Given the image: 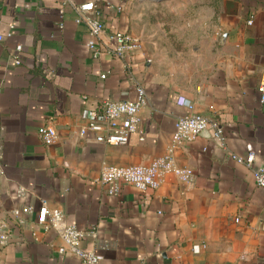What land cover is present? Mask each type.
<instances>
[{"label":"crops","instance_id":"obj_1","mask_svg":"<svg viewBox=\"0 0 264 264\" xmlns=\"http://www.w3.org/2000/svg\"><path fill=\"white\" fill-rule=\"evenodd\" d=\"M200 1L0 0V226L12 233L0 264H82L59 251L58 229L38 223L43 204L85 231L82 244L101 264H264V187L230 156L253 150V167L264 165V0H204L198 20ZM85 2L96 4L108 30L131 32L140 47L95 58L88 26L77 21ZM150 3L181 16L179 41L209 45L204 74L177 77L156 63L142 23ZM105 45L117 44L103 34ZM138 85L149 101L128 144L79 134L104 100H134ZM194 112L221 122L225 146L209 134L175 141L177 118ZM42 125L56 128L54 144L39 137ZM170 151L193 169L190 182L168 174L156 190L123 184L116 193L99 181L109 164L148 165Z\"/></svg>","mask_w":264,"mask_h":264},{"label":"built area","instance_id":"obj_2","mask_svg":"<svg viewBox=\"0 0 264 264\" xmlns=\"http://www.w3.org/2000/svg\"><path fill=\"white\" fill-rule=\"evenodd\" d=\"M67 3L69 0H62ZM77 21H84L88 26L89 38L88 47L92 50L93 56L99 57L103 52L112 55L124 57L126 53L140 47V39L128 31L108 30L106 23L100 19L97 6L94 2H85L76 6ZM252 20L249 21V24ZM14 29V26H11ZM12 31L7 33L8 36ZM103 34H107L111 40L116 42V47L110 48L105 45L102 50L98 46V42ZM4 35L0 34V40ZM17 51L22 50V46H17ZM21 60L17 56L16 63ZM107 74H102V78H106ZM260 99L264 104V83L259 86ZM149 101L147 90L144 86L136 87V98L134 100H113L106 99L102 102L101 109L91 112L88 122L79 129L81 136H86L87 132H92L93 137L87 140L95 141L102 144L126 145L130 137L140 130L142 123L141 110ZM190 109H194V103L189 99L180 102ZM209 134L225 146L226 136L220 121L211 119L200 113L181 115L177 118L175 141L178 143L191 142L197 137ZM38 135L46 145H52L58 138L57 130L52 125H42L38 129ZM143 138V134L142 137ZM233 159L240 163H244L252 167L256 184L264 187V165L253 167L256 161V154L253 150H249L245 156L237 154L230 155ZM4 163L0 155V176L3 173ZM174 174L182 181L190 182L193 177V169L189 166L180 165L177 162L173 152L156 158L148 165H115L109 164L105 166L101 172L99 181L102 184L109 185L111 192H119L123 184H130L141 191L156 190L161 185L165 176ZM1 187V185H0ZM16 216L19 210H13ZM239 222L240 218L237 217ZM38 223L45 227L58 229L61 232L63 245L59 248L61 253L71 252L80 258L82 264H101L103 256L95 250L87 249L83 246V237L85 231L80 229L76 224L67 221L64 212L59 208H50L43 204L39 209ZM95 236V231L90 232ZM12 233L7 226H0V245L6 244ZM1 263V260H0Z\"/></svg>","mask_w":264,"mask_h":264},{"label":"rangeland","instance_id":"obj_3","mask_svg":"<svg viewBox=\"0 0 264 264\" xmlns=\"http://www.w3.org/2000/svg\"><path fill=\"white\" fill-rule=\"evenodd\" d=\"M201 0L198 3L197 19L205 18V3ZM148 17L142 19L146 25L148 44L153 50L156 63L167 73L189 78L204 74L212 64L209 56V45L197 43H182L179 32L184 30L177 21L181 16L175 15L161 4L150 3ZM188 17L185 15L183 18ZM200 30H204L200 27ZM208 46V48H206Z\"/></svg>","mask_w":264,"mask_h":264},{"label":"water","instance_id":"obj_4","mask_svg":"<svg viewBox=\"0 0 264 264\" xmlns=\"http://www.w3.org/2000/svg\"><path fill=\"white\" fill-rule=\"evenodd\" d=\"M224 36H226V35H224Z\"/></svg>","mask_w":264,"mask_h":264}]
</instances>
